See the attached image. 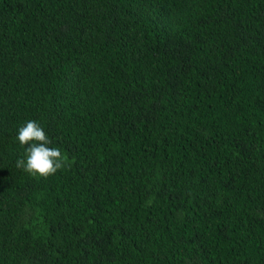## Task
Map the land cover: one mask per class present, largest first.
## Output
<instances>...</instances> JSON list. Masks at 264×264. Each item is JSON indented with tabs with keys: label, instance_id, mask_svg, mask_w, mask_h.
I'll return each mask as SVG.
<instances>
[{
	"label": "trees",
	"instance_id": "trees-1",
	"mask_svg": "<svg viewBox=\"0 0 264 264\" xmlns=\"http://www.w3.org/2000/svg\"><path fill=\"white\" fill-rule=\"evenodd\" d=\"M0 264H264V0H0Z\"/></svg>",
	"mask_w": 264,
	"mask_h": 264
},
{
	"label": "clouds",
	"instance_id": "clouds-1",
	"mask_svg": "<svg viewBox=\"0 0 264 264\" xmlns=\"http://www.w3.org/2000/svg\"><path fill=\"white\" fill-rule=\"evenodd\" d=\"M21 146L27 145L23 158L16 161V167L32 176L47 178L67 166L66 157L51 143L44 129L36 121H28L18 129L16 136Z\"/></svg>",
	"mask_w": 264,
	"mask_h": 264
}]
</instances>
